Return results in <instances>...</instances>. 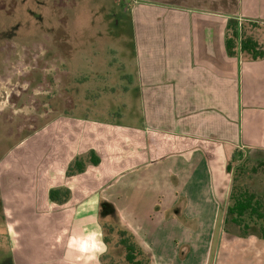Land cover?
<instances>
[{
	"label": "crops",
	"instance_id": "1",
	"mask_svg": "<svg viewBox=\"0 0 264 264\" xmlns=\"http://www.w3.org/2000/svg\"><path fill=\"white\" fill-rule=\"evenodd\" d=\"M218 5L210 11L152 2L133 9L131 53L120 56L121 70L112 69L124 109L116 118L105 113L106 120L60 117L48 123V138L56 137L57 145L47 147L40 164L17 169L9 193L1 189L8 197L13 264H103L107 246L99 219L118 215L150 264H160L162 242H147L136 220L144 202H160V194L168 203L166 216L185 219L180 226L186 234L189 216L222 211L225 217L227 166L246 152L264 156V56L230 55L227 24L243 27L264 54V0ZM90 152L100 163L67 176L71 163ZM50 190L68 197L51 202Z\"/></svg>",
	"mask_w": 264,
	"mask_h": 264
},
{
	"label": "rangeland",
	"instance_id": "2",
	"mask_svg": "<svg viewBox=\"0 0 264 264\" xmlns=\"http://www.w3.org/2000/svg\"><path fill=\"white\" fill-rule=\"evenodd\" d=\"M152 2L210 11L219 6L218 0H0V264H13L15 242L5 220L8 197L1 189L9 193L21 172L17 169L40 164L47 147L57 145L56 137L48 138V123L60 117L106 120L105 113L118 117L124 99L112 69L121 70L116 68L120 56L131 53L133 9ZM80 159L89 164V153ZM230 176L231 188L261 198L264 213V156L244 153L231 162ZM158 196L160 202H144L136 220L151 232L145 234L147 242H162L163 250H156L160 264H264L262 222H250L243 231L218 211L211 217L189 216L186 234L180 226L185 219L167 217L168 203ZM99 220L108 242L102 263L126 264L119 235L124 219ZM155 228L161 236L152 233ZM179 239L184 243L174 244Z\"/></svg>",
	"mask_w": 264,
	"mask_h": 264
},
{
	"label": "trees",
	"instance_id": "3",
	"mask_svg": "<svg viewBox=\"0 0 264 264\" xmlns=\"http://www.w3.org/2000/svg\"><path fill=\"white\" fill-rule=\"evenodd\" d=\"M226 49L230 55L235 54V51L239 50L253 60L263 58L264 56L258 43L252 38L246 37L243 32V27H239L234 21H230L227 24ZM85 117L86 116H84V118ZM80 160V158H76L68 167L66 172L67 176L80 174L84 171L85 163H82ZM88 160L89 164L94 166H97L100 163V159L93 152L89 153ZM227 172L231 173L230 165L227 166ZM233 181H235V177L233 178ZM67 197L68 192L66 191L61 193L59 190H50L49 192V199L51 202L61 203L63 200L65 201ZM105 206H107V204L103 205V209ZM261 209L262 201L258 195L247 189H241L233 185L229 195L225 222H230L241 228L243 231L249 230L250 222H262L263 227L261 228V238L264 240V213L261 212ZM119 235L121 237L120 245L125 252L126 264H150L149 258H147L137 246L131 234L121 229ZM104 242L105 244H108L106 240H104ZM104 257H106V255Z\"/></svg>",
	"mask_w": 264,
	"mask_h": 264
}]
</instances>
